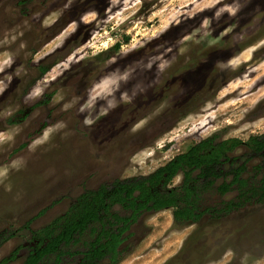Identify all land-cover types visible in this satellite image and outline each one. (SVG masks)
I'll list each match as a JSON object with an SVG mask.
<instances>
[{
  "label": "rangeland",
  "instance_id": "1",
  "mask_svg": "<svg viewBox=\"0 0 264 264\" xmlns=\"http://www.w3.org/2000/svg\"><path fill=\"white\" fill-rule=\"evenodd\" d=\"M4 1L0 262L17 250L7 264H25L49 241L42 230L56 235L85 193L148 175L213 134L264 135V0ZM228 157L227 179L228 165L245 163L257 187L264 154L245 146ZM215 186L202 191L200 209L234 201ZM171 212L140 215L119 264H264V207L173 230ZM109 213L130 215L117 204ZM109 223L99 211V222L39 264H78L95 232L116 229Z\"/></svg>",
  "mask_w": 264,
  "mask_h": 264
},
{
  "label": "trees",
  "instance_id": "2",
  "mask_svg": "<svg viewBox=\"0 0 264 264\" xmlns=\"http://www.w3.org/2000/svg\"><path fill=\"white\" fill-rule=\"evenodd\" d=\"M114 48L118 49L119 45ZM45 72L43 69L42 73ZM245 146L256 155L264 154V135L249 137L242 142L236 138L219 140L213 134L148 175L115 180L97 191L85 193L77 199L56 235H50L51 226L42 230L50 236L49 241L30 252L25 264H39L46 256L56 253L60 244H69L74 232L81 233L88 223L99 222V211L110 219V227L116 226V229L101 227L95 232V238L79 264H117L123 258L120 255L125 240L123 235L144 213L171 209L173 230L174 227L182 229L196 225L205 216L212 224L218 225L248 205L264 207V168L260 169L263 172L257 187H252L244 178L247 173L245 163L228 165L230 179L225 176L224 165L229 161L228 156ZM178 174L182 176L179 190L166 189ZM217 182L219 184L215 186ZM214 186L221 197L235 193L234 201H224L220 207L200 209L202 191ZM111 204L119 205L130 215L119 217L110 214ZM10 259H4L0 264H7Z\"/></svg>",
  "mask_w": 264,
  "mask_h": 264
},
{
  "label": "flooded vegetation",
  "instance_id": "3",
  "mask_svg": "<svg viewBox=\"0 0 264 264\" xmlns=\"http://www.w3.org/2000/svg\"><path fill=\"white\" fill-rule=\"evenodd\" d=\"M24 1V0H23ZM7 3V0H5L4 1V6H6V3ZM22 6L24 7V2L22 3ZM43 67H41V65H39L38 66V70H37V72H38V75L40 76V75H43L44 73H42V71H43ZM39 105L37 106V107H40V105H42V104H44V102H42V103H38ZM31 109H29V108H25L24 109V113H22V116H21V118H23L19 123H22V122H24L26 119L28 120L29 119V116H30V114H31ZM18 112V111H17ZM43 125L42 124H40L39 125V128L40 127H42ZM37 131L39 130L40 131V129H36ZM38 131V132H39ZM18 149V148H17ZM17 149H15V150H17ZM19 151H21V150H18V151H16V152H19ZM123 257V256H122ZM122 260H120L117 264H119L120 262H121ZM80 263V261L78 262V264ZM102 264H104V263H102Z\"/></svg>",
  "mask_w": 264,
  "mask_h": 264
}]
</instances>
